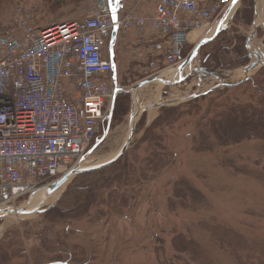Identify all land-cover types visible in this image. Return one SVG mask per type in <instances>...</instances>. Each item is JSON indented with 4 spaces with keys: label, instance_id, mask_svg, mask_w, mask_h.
Returning <instances> with one entry per match:
<instances>
[{
    "label": "rangeland",
    "instance_id": "1",
    "mask_svg": "<svg viewBox=\"0 0 264 264\" xmlns=\"http://www.w3.org/2000/svg\"><path fill=\"white\" fill-rule=\"evenodd\" d=\"M130 1L123 0L124 9ZM53 2L0 0V34L14 30L19 6L37 25L49 26L81 19L98 4ZM253 7L254 0H241L229 28L200 48L191 69L204 67L232 82L234 74L227 75L248 63L251 23L242 19ZM193 46L187 45L184 56ZM141 64L145 69H130L122 78L116 69L123 89L159 77L147 71V62ZM198 76L171 87L159 81L141 88L146 111L120 159L71 177L41 214L2 217V264H264V131L257 126L238 140H219L223 110L237 100L252 112V95L258 96L247 86L211 90L217 80L207 76L199 82ZM119 98L126 113L113 115L106 138L92 145L88 164H98L126 140L131 94ZM156 103L163 105L152 107Z\"/></svg>",
    "mask_w": 264,
    "mask_h": 264
},
{
    "label": "built area",
    "instance_id": "2",
    "mask_svg": "<svg viewBox=\"0 0 264 264\" xmlns=\"http://www.w3.org/2000/svg\"><path fill=\"white\" fill-rule=\"evenodd\" d=\"M146 1L150 17L127 11L113 22L102 4L49 26L16 8L14 30L0 34V208L72 168L96 140L117 87L103 56L115 26L136 31V61L157 74L178 65L190 34L210 29L232 0Z\"/></svg>",
    "mask_w": 264,
    "mask_h": 264
},
{
    "label": "water",
    "instance_id": "3",
    "mask_svg": "<svg viewBox=\"0 0 264 264\" xmlns=\"http://www.w3.org/2000/svg\"><path fill=\"white\" fill-rule=\"evenodd\" d=\"M112 1L114 2L115 0H109V5H110V10L113 12L112 20L115 21V16H114L115 9L113 7L115 5L114 4L112 5V3H113ZM238 1L239 0H235V2L233 1L232 6H230V9L220 19V21L218 23V26L215 28L213 33L209 37L201 39L194 46V48L191 50V52L186 56V58L182 61V63L177 68L174 69V71H176L177 74L181 75L185 71V68L187 66L191 65V63L193 62V60L197 56V52H198L200 47H202L203 45H205L208 42L212 41L218 35L219 32H221L222 30L226 29V24L228 22V21H226V19H227V17H230V16L233 15L234 11L232 13L230 11L232 10V7ZM116 34H117V28H114L113 31H112V36H111V42L112 43H114V41H115ZM249 41H250V39L248 38L246 40V46H245L248 51L250 49ZM252 57L254 58V61L250 62L244 68L245 73H250L257 66H260V67L264 66V57L262 56L261 53L258 54L256 51L254 53H252V54L248 53V58L251 59ZM193 72L194 73H202L204 75H209V76H211V77H213L215 79H218L217 72H215L213 70L200 68V69H194ZM188 77L189 76H185V77L179 79L177 81V83L184 82ZM159 81L162 82L165 86H170V85L174 84V83H169L167 81H163L159 77H153V78H148V79H146V80L134 85L132 88H130L128 91H125V92L129 93L131 91L140 89L144 85H147V84H150V83H153V82H159ZM122 92H124V91L117 90V91H115V94L117 95V94L122 93ZM115 94H114V97L112 98V101H111V109H112L114 101H115V96H116ZM131 100L133 101V99H131ZM162 105L163 104L157 105V106H162ZM131 114H132V109H131ZM135 124H136V118L133 119V123H132V126L129 129V133H128L127 137H126V140L124 141L122 147L120 148L119 153L114 158H112L111 160L106 161L104 163H101L99 165H96L94 167L83 168V169H79L78 167H75V168L69 170L68 173H66L65 175L60 177L58 180L54 181L53 183H51L50 185H48L46 187V189L44 191L45 199L50 197L51 194H53L56 190H58L61 186H63L68 181L69 177L77 175V174L87 173V172H91V171H95V170H99V169L105 168V167L113 164L114 162H116L118 159H120L121 156L126 152L127 148L129 147V144H130V141H131V137L133 135V130H134ZM43 202L44 201H41V203L36 208H34L32 211H30V212L26 211V206H28L29 203H30L29 199L26 201L25 205L23 207H21V208L20 207L19 208H17V207L2 208V209H0V219L2 217H4V216H7V215H18V216H22L23 215L24 216V215L34 214V213L35 214H41V213H43V212H45V211H47V210H49L51 208V206L43 205L42 204ZM47 264H67V263L52 262V263H47Z\"/></svg>",
    "mask_w": 264,
    "mask_h": 264
},
{
    "label": "trees",
    "instance_id": "4",
    "mask_svg": "<svg viewBox=\"0 0 264 264\" xmlns=\"http://www.w3.org/2000/svg\"><path fill=\"white\" fill-rule=\"evenodd\" d=\"M86 0H54L53 7L63 5L64 3H79ZM247 15L243 17V22L245 25H249L252 22V8L246 9ZM242 86L251 87L252 91L258 96L252 95L253 99L257 103V107L249 108L251 111L245 110V105L237 103L236 105H231L229 109L223 110L221 113V117L219 119L221 122L219 125L221 126V134L219 140H229L234 139L238 140L244 136L246 131H250L256 129V127L260 126L259 132L263 133L264 131V67L257 71L256 75L252 79L246 80L236 86L228 87L229 89H238ZM123 98H125L123 96ZM226 105L228 104L225 103ZM262 107V108H261ZM224 108V106H222ZM261 108V110H260ZM248 112V113H247ZM126 113V107L124 99H116L113 115L116 117L123 116ZM219 131V130H218ZM217 131V132H218ZM6 262L5 259L0 261V264Z\"/></svg>",
    "mask_w": 264,
    "mask_h": 264
},
{
    "label": "crops",
    "instance_id": "5",
    "mask_svg": "<svg viewBox=\"0 0 264 264\" xmlns=\"http://www.w3.org/2000/svg\"><path fill=\"white\" fill-rule=\"evenodd\" d=\"M130 2L131 3L127 6V9H132L136 15L149 17L153 14L154 7L152 4H147L144 0H132ZM254 8L256 9L255 11H257V16L253 18L251 33H248L247 37L252 35L251 49L260 50L264 54V48L262 45V42H264V0H254ZM259 29L261 31L260 37L259 35L257 36ZM205 33L206 32L201 33L199 37L202 38ZM137 46V36L134 30L120 33L117 36L113 51L111 52L110 50V53L106 55L107 58H111L110 61H114L115 68L119 70L121 78L123 75H126V72L130 69H141L139 68V65L134 66V63L132 62L133 56L137 53ZM115 48H117L116 52L114 50ZM135 56H137V54ZM232 74H234L232 76V83L241 81L244 78L243 76H245L242 69H236L227 76L229 77ZM130 75L131 74L128 73V76ZM227 76L226 78H228Z\"/></svg>",
    "mask_w": 264,
    "mask_h": 264
},
{
    "label": "bare ground",
    "instance_id": "6",
    "mask_svg": "<svg viewBox=\"0 0 264 264\" xmlns=\"http://www.w3.org/2000/svg\"><path fill=\"white\" fill-rule=\"evenodd\" d=\"M104 1H105V0H98V4L101 5ZM200 34H201V33H193V34L191 35V40H192V41L194 40L193 42H195L197 38H200V37H199ZM190 69H191V66H187V67L185 68V72L189 71ZM160 77H164V78H166V79H168V80H177V78H178L176 72H172V71H169V70H165V71H163V72H162V75H161ZM134 94H135V95H134V106H133V112H132V114H131V117H130L129 122H128V125H127V133H126V137H127L128 133H129V129H130V127L132 126L133 119L136 118V120H137L138 115H140V113H141V112L143 111V109L145 108L144 106L139 105L138 102H137V99H138V98H137V95H138V93L136 92V93H134ZM143 107H144V108H143ZM132 117H133V118H132ZM119 151H120V148H119L115 153H112L110 156L106 157L105 159H102L99 163H98V162H97V163L100 164V163H104V162H106V161L111 160L112 158H114V157L119 153ZM87 163H88V162H86V160H85V162H84V164H82V166H85V164H87ZM63 187H64V185L61 186V188H59V190L63 189ZM59 190H58V192H59ZM56 195H57V192L54 193L53 195H51L50 197H48V198L45 199L44 191H39V192L34 193V194L32 195V197H31V199H30V203H29V205L26 206V211H28V212L32 211L34 208H36V207L41 203V201H44V202L42 203V204H44V205H48V204H50L51 202L54 201ZM29 215H31V214H29ZM7 216L9 217V216H12V215H7Z\"/></svg>",
    "mask_w": 264,
    "mask_h": 264
},
{
    "label": "snow or ice",
    "instance_id": "7",
    "mask_svg": "<svg viewBox=\"0 0 264 264\" xmlns=\"http://www.w3.org/2000/svg\"><path fill=\"white\" fill-rule=\"evenodd\" d=\"M234 2H235V0H234Z\"/></svg>",
    "mask_w": 264,
    "mask_h": 264
}]
</instances>
